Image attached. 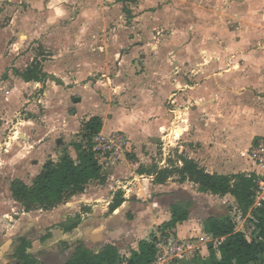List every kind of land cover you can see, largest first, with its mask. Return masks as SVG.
<instances>
[{
  "label": "rangeland",
  "instance_id": "374dc122",
  "mask_svg": "<svg viewBox=\"0 0 264 264\" xmlns=\"http://www.w3.org/2000/svg\"><path fill=\"white\" fill-rule=\"evenodd\" d=\"M19 1L15 6L23 7L27 12L28 7H31L29 2ZM0 3V14L3 13L0 16V28L5 29L13 17L6 12L7 1L0 0ZM106 3L104 2L105 5ZM18 9L12 10L14 16ZM86 14L85 10L79 11L71 20L69 18L54 26L55 30L52 32L42 30V21L48 19L41 16V21L38 19L36 25L37 29L20 28L15 32L0 29V264L12 262L9 248L21 236L33 233L29 227L20 229L19 221L36 223L37 228H31L35 234L32 235L34 239L31 240L30 251L36 253L40 261L46 264H63L71 257L79 241L85 244L83 233L79 238L73 232L71 238H64L65 228L77 221L81 222V215L85 213L93 215L86 218V225L102 226L110 215L109 208L107 209L102 200L109 185L114 188L127 187L125 192L132 205L127 203L120 207L123 209L120 218L129 220L130 223H127L130 225L132 220L138 219L139 223L140 219H147L151 215H156L155 219H168L167 217H171L168 211L170 201H184L195 195L197 198L190 201L193 205L188 220H192V225L198 224V227L192 228V232L198 234L199 242L206 243V248L212 241L208 242L203 236H199V232L203 231V220L212 215L230 214L237 224L236 230L252 239V216H242L237 210V204H232L229 198L204 194L198 185L182 180L179 175L163 184L156 182L155 175L145 174L140 177L138 170L142 168L152 170L156 167L155 169L161 170L182 166L181 156H193L200 166L203 162L209 164L211 149H208V145L197 142L195 130L191 126V122L202 114L203 100L194 101L187 89L179 94H160V86L166 80L171 81L167 77L174 73L171 67L175 64L165 65L168 69L167 76L163 75L159 71L161 65L155 63L156 50L152 47L139 52L145 58H150L148 63L142 61L141 55L137 54L134 63L130 65L131 70H126L125 73H121V57L125 50H129L126 48H106L109 52L105 55L108 60L103 69H96L89 62L86 63L82 54L101 49L77 48L69 41L75 40L76 33L65 30L78 16L83 15L86 18ZM120 14L116 21H112L113 24L124 25L123 21L128 22L129 17L124 16L123 19ZM17 19L19 23L27 21L21 16ZM83 20V24L89 26L86 19ZM127 24L131 25L132 22ZM60 28L64 31L59 30ZM115 28L123 29L118 28V25ZM161 28L165 30L162 39L174 37L172 32L176 30V26ZM110 33L113 32L109 31ZM85 34L92 38H99V34L100 38L108 35L107 32L97 34L91 30ZM126 35L137 36L139 40L145 37L137 30L127 32ZM35 59L41 61L48 77L41 83H26L16 71L24 72ZM177 66L179 69L178 64ZM180 67L186 69L181 71V75L184 82L188 83V65L182 64ZM140 87H144V90ZM147 87L152 92H148ZM90 116H100L106 123L107 131L104 135L124 137V142L117 144L119 155L115 160L103 162L105 183L92 181L83 194L50 211L26 213L12 196V181L20 179L32 185L48 161L58 162L66 152L76 160L77 154L71 146L81 141V124ZM153 139H160L161 142L154 143ZM121 155H125L127 161L124 166L115 167V164L122 162ZM243 164L245 165V161ZM159 197L164 199V203ZM96 198L102 201H92ZM87 200H90V204H87L90 207L85 204ZM160 202L164 204V208L158 205ZM151 203L163 208L159 214L149 209ZM262 203L256 200L255 207H260ZM162 228L155 226V231L148 235H129L121 232L124 231L122 226L116 233L118 238L115 242L123 248L122 253L130 254L132 250L138 249L140 241H153L156 231ZM92 249L96 250L97 246ZM205 254L209 256L208 249Z\"/></svg>",
  "mask_w": 264,
  "mask_h": 264
},
{
  "label": "crops",
  "instance_id": "0c3cea01",
  "mask_svg": "<svg viewBox=\"0 0 264 264\" xmlns=\"http://www.w3.org/2000/svg\"><path fill=\"white\" fill-rule=\"evenodd\" d=\"M2 1H7L6 12L13 18L7 28L0 29L12 32L20 28L37 29L38 19L41 21L40 16L48 19V21H42V30L52 32L55 30L54 26L69 18L71 20L74 14L85 10L86 18L82 17L83 15L78 16V19L76 18L75 22L65 30L76 33L75 40L69 39V41L73 42L77 48L101 49L89 54L81 52L86 58L85 62H89L96 69H103V65L107 63L108 59L105 55L109 52L106 48L129 49L125 50L121 57L123 65L121 73L131 70L130 65L134 63L141 49L155 48V63L161 65L159 71L163 75L167 76L168 69L165 65L175 64L171 67L174 73L167 77L171 78V81L166 80L160 86V94H179L187 89L194 101L203 100L202 114L191 122L197 142L204 143L208 145V149H211L209 150L211 156L208 157L209 164L206 165L203 162L201 167L203 169L206 167L207 173L220 175L248 174L255 169L249 161V151L256 139H264V0H128L125 3L107 0L109 4L105 0H27L31 6L28 7L27 12L23 7L15 6L17 2H20L19 0ZM129 4L131 7H126ZM14 8L20 9L15 16L14 13L12 14ZM119 14L123 19L124 16L129 17L128 22L132 24L128 25L126 20L123 21L124 25L113 24L112 21H116ZM2 15L3 13L0 14ZM20 16L23 19L26 18V23L24 20L19 23L17 18ZM83 19H86L89 26L83 24ZM115 25L123 29L118 30ZM172 25L176 26V30L172 32L174 37L162 39L161 37L165 36V30L161 27ZM59 30L64 31L62 28ZM88 30L97 34L107 32L109 36L100 38L99 34V38L98 36L88 37L85 34ZM132 30L142 32L145 37L140 40L137 36L128 37L126 33ZM109 31L113 32L110 33L111 37ZM140 55L142 61L149 62L148 56L145 58V55ZM182 64L188 65L186 73L188 83L184 82L181 75V71L186 70L180 67ZM140 89L144 90V87ZM147 89L148 92H152L149 87ZM105 131H107L106 123L102 133L105 134ZM154 140L156 139L152 141ZM189 158L195 160L193 156ZM120 160L122 162L115 164V167L124 166V162L127 161L126 156L121 155ZM144 176L145 174H140V177ZM126 190L127 187L124 186L114 188L113 185H109V190L107 189V194L102 200L106 203L107 209L109 208L110 215L103 225L100 227H96V224L86 225V218L93 215L85 213L81 215L83 219L77 228L71 232L65 231L64 238H71L72 232L77 233L76 236L79 238V235L83 233L84 242L91 249L94 246L100 249L105 243L118 246L119 243L115 242L118 238L116 233L122 226L124 231L121 232L129 235L134 233L148 235L155 231V226L159 228L171 220V217L155 219L156 215H151L147 219H140L139 223L138 219L132 220L130 225L129 220L120 218L122 208L119 207L114 212H110V206L119 192L124 194L123 205L127 203L132 205V202L128 201ZM212 196L221 198L218 195ZM196 198L194 195L186 200L194 201ZM224 198H229L232 204H236L233 196L227 195ZM102 200L96 198L92 201ZM163 200L160 201L164 203ZM89 202L90 200H87L85 204L90 207L87 205L90 204ZM161 202L158 205L162 207L164 204ZM155 205L151 203L149 208L155 211V214H159L165 207L160 209ZM168 211L170 212V209ZM188 221L178 224L173 229V233L182 240H191L201 249L194 255H187L183 264H199L201 261L209 264V256L205 254L208 249L206 243L199 242L198 234L192 232V228L198 227V224L192 225L193 223L190 222L192 220ZM24 227L31 229L37 228V225L33 222L19 221V228ZM160 231L161 229L156 231L157 235L154 239L159 238ZM199 236H203L208 242L212 241L204 230L199 232ZM120 249L123 256L130 257L131 252L124 254L123 248L120 247Z\"/></svg>",
  "mask_w": 264,
  "mask_h": 264
},
{
  "label": "trees",
  "instance_id": "16d2710c",
  "mask_svg": "<svg viewBox=\"0 0 264 264\" xmlns=\"http://www.w3.org/2000/svg\"><path fill=\"white\" fill-rule=\"evenodd\" d=\"M125 3L128 0H118ZM26 83H41L47 77L43 64L35 59L24 72L16 71ZM104 122L100 116L84 120L79 132L80 142L72 144L77 154L75 160L68 152L58 162L48 161L32 185L20 179L12 181L10 190L13 198L26 213L43 210L50 211L73 197L83 194L92 181L105 183L103 170L94 151V138L103 131ZM182 166L173 169L152 170L139 169L140 174L155 175L158 184L165 183L175 175L182 180L198 185L203 193H211L220 197L231 195L235 198L237 210L242 216L251 215L254 234L249 239L244 233L237 231V224L230 214L212 215L203 220L204 232L212 238L208 244L209 264H264V202L255 207L256 176L247 173L220 175L207 173L194 159L181 156ZM125 202L123 192H119L110 206L114 212ZM171 202V204H170ZM171 220L162 225V231L173 230L178 224L186 222L191 214L193 203L187 200L170 201ZM75 222L65 228L71 232L77 228ZM33 233L21 236L9 248L12 262L9 264H46L31 252ZM40 239H43L42 237ZM142 240L138 251H131L130 257L123 256L119 246L105 243L99 250L87 247L79 241L71 257L63 264H152L157 255L155 242ZM199 264H205L200 262Z\"/></svg>",
  "mask_w": 264,
  "mask_h": 264
},
{
  "label": "built area",
  "instance_id": "2783aa9c",
  "mask_svg": "<svg viewBox=\"0 0 264 264\" xmlns=\"http://www.w3.org/2000/svg\"><path fill=\"white\" fill-rule=\"evenodd\" d=\"M122 135L109 137L101 133L94 138V151L100 166L103 162L115 160L119 155L117 144H122ZM249 161L255 169L248 173L256 176V200L264 202V139H256L249 151ZM112 163V162H111ZM115 163V162H113ZM159 238L155 242L157 255L152 264H183L187 255H194L201 248L195 246L191 240H182L175 236L173 230L160 231Z\"/></svg>",
  "mask_w": 264,
  "mask_h": 264
},
{
  "label": "water",
  "instance_id": "95a60500",
  "mask_svg": "<svg viewBox=\"0 0 264 264\" xmlns=\"http://www.w3.org/2000/svg\"><path fill=\"white\" fill-rule=\"evenodd\" d=\"M74 112H75V111H74ZM74 112H73V113H74ZM153 142H154V143H160L161 140H160V139H156V140H154ZM34 255H36V253H34Z\"/></svg>",
  "mask_w": 264,
  "mask_h": 264
},
{
  "label": "flooded vegetation",
  "instance_id": "af4514ba",
  "mask_svg": "<svg viewBox=\"0 0 264 264\" xmlns=\"http://www.w3.org/2000/svg\"><path fill=\"white\" fill-rule=\"evenodd\" d=\"M170 204H171V202H170Z\"/></svg>",
  "mask_w": 264,
  "mask_h": 264
},
{
  "label": "bare ground",
  "instance_id": "6f19581e",
  "mask_svg": "<svg viewBox=\"0 0 264 264\" xmlns=\"http://www.w3.org/2000/svg\"><path fill=\"white\" fill-rule=\"evenodd\" d=\"M181 132V131H180Z\"/></svg>",
  "mask_w": 264,
  "mask_h": 264
}]
</instances>
